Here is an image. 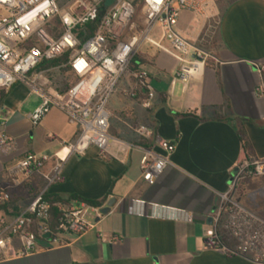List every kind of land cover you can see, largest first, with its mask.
Wrapping results in <instances>:
<instances>
[{
	"label": "crops",
	"instance_id": "1",
	"mask_svg": "<svg viewBox=\"0 0 264 264\" xmlns=\"http://www.w3.org/2000/svg\"><path fill=\"white\" fill-rule=\"evenodd\" d=\"M211 15L219 17L215 60L187 82L173 84L178 63L169 73L159 51L150 45L141 49L138 70L149 75L155 93L151 108H142L145 92L127 75L108 109L118 124L129 126L120 118L127 115L149 134L139 138L136 129L132 139L120 137L137 148L117 159L103 158L95 147L82 156L70 153L79 130L61 111L52 110L33 127L30 116L40 97L23 84L6 92L0 116L14 143L10 148L0 145V188L11 195L0 210V229L1 220L11 223L45 187L40 175L12 174L29 153L61 161L60 181L47 196L102 202L101 210L108 203L113 206L107 215L89 219L94 228L86 234L65 236L67 246L51 248L41 240L31 255L0 264H252L247 257L210 249L208 243L220 227L222 196L231 189L239 164L248 159L241 130L253 159L264 160V0H221ZM203 26L183 12L178 31L201 47ZM161 141L176 149L150 186L142 180L140 161L145 150L165 155ZM54 165H46L43 173L50 174Z\"/></svg>",
	"mask_w": 264,
	"mask_h": 264
},
{
	"label": "built area",
	"instance_id": "2",
	"mask_svg": "<svg viewBox=\"0 0 264 264\" xmlns=\"http://www.w3.org/2000/svg\"><path fill=\"white\" fill-rule=\"evenodd\" d=\"M218 1L71 0L61 8L59 0H0V91L23 84L40 97V106L30 116L33 127L52 110L61 111L70 125L79 128L76 143L68 148L70 153L82 156L95 147L103 158L117 159L137 148L109 133L108 105L122 80L131 75L144 90L143 109H150L155 97L148 73L132 71L141 49L150 45L177 61L173 84L195 78L209 59L215 58L179 33V19L183 12L190 13L204 23V36L214 34L219 22L211 10ZM54 22H58L57 27ZM157 26L171 49L152 38ZM57 73L68 79L64 90L54 82ZM5 125L0 116V145L10 148L14 139L5 133ZM136 133L144 139L149 130L140 126ZM159 147L165 155L145 150L140 161L142 180L150 186L164 173L176 149L168 141H161ZM52 162L53 171L43 173ZM61 170L57 156L53 160L48 155L29 153L12 171L27 178L40 175L45 187L11 223L1 220L0 262L31 255L41 240H48L51 248L67 246L65 236L81 237L94 228L89 219L100 217V208L81 201L52 204L45 199L48 189L60 181ZM261 178L264 160L247 159L239 164L231 189L222 196L220 227L212 233L208 248L264 264V217L247 208L237 195L244 180ZM10 201L11 195L0 188V206Z\"/></svg>",
	"mask_w": 264,
	"mask_h": 264
},
{
	"label": "rangeland",
	"instance_id": "3",
	"mask_svg": "<svg viewBox=\"0 0 264 264\" xmlns=\"http://www.w3.org/2000/svg\"><path fill=\"white\" fill-rule=\"evenodd\" d=\"M71 0H59V4L61 8H64L68 5V3H70ZM91 1H97V0H91ZM215 17V22L218 23L219 22V17L214 16ZM214 21L212 20L211 23H213ZM56 24V22H54ZM205 32H203V34L201 35V42H200V48L202 50H204L205 52L209 53L211 55L212 58H215V55L213 53V48L214 45L216 43V32H214V34H209L208 36H204ZM152 38L158 42L160 45L171 49V44L168 40L164 39L163 37V32L162 29L160 28V26H157L154 29V32L152 33ZM157 50V49H156ZM162 54V59L166 64V69L169 73L173 72L174 69L176 68L177 65V61H175V59H173L172 57H170L169 55L163 53L160 50H157ZM209 61H213V59H209ZM208 61V62H209ZM139 65V63H137ZM264 74V71H263ZM62 76V78H60ZM56 74L54 76V82L59 85L62 86L61 89L64 90L67 86H68V79L66 78L65 75L63 74ZM66 79V80H65ZM262 97H264V91L261 94ZM112 100V99H111ZM111 102V101H110ZM30 105L31 101L28 102ZM27 105V106H28ZM110 105V103H109ZM108 105V107H109ZM109 110V109H108ZM127 115L125 116H120V118L122 119L123 122L127 123V125H120L117 122L116 118H112L110 120V131L109 133L111 134L112 132H114L115 134L118 132L119 133V137L118 139L121 137L122 139H132L134 137V135L132 134L133 131L132 130H136L138 127L135 124V122H132L130 120V118L127 119ZM77 130H79V128H76ZM264 189V178L258 179V180H252L248 182V186H247V192L241 196H239L238 192L237 195L239 197V200L241 203H243L247 208L251 209L252 211H254L256 214L264 217V193H262V190ZM238 190V189H237Z\"/></svg>",
	"mask_w": 264,
	"mask_h": 264
},
{
	"label": "trees",
	"instance_id": "4",
	"mask_svg": "<svg viewBox=\"0 0 264 264\" xmlns=\"http://www.w3.org/2000/svg\"><path fill=\"white\" fill-rule=\"evenodd\" d=\"M107 4H110V1L107 2ZM56 27L58 26V22H56ZM89 27H93L92 25H90ZM137 63H140V61L138 60V58L135 59L134 61V64H133V67H132V71H136L138 70L140 64L138 65ZM263 77H264V74H263ZM6 97V91H0V103L2 102V100ZM240 138H241V141L243 142L244 144V149L246 150L247 152V158L248 160L252 161L254 160L253 159V156H252V151H251V147H250V144L248 143V141L246 140L245 138V133L243 130L240 131ZM252 180H258V179H246L244 180L242 183H240V185L238 186V194L239 196L242 197V195H244L246 192H247V186H248V182L249 181H252ZM45 199L47 201H49L50 203L54 204V203H60V202H64V203H67L71 200H80L81 202H85L87 203L89 206L91 207H95V208H101L102 206V202H97V201H87V200H83V199H80L78 197H71L70 199L68 200H63L61 198H58V197H50V196H45ZM6 207L5 206H0V210L2 209H5ZM56 210H54L53 212V215H54V218L56 219Z\"/></svg>",
	"mask_w": 264,
	"mask_h": 264
},
{
	"label": "water",
	"instance_id": "5",
	"mask_svg": "<svg viewBox=\"0 0 264 264\" xmlns=\"http://www.w3.org/2000/svg\"><path fill=\"white\" fill-rule=\"evenodd\" d=\"M113 206V203H108L102 210H101V215H107L111 208Z\"/></svg>",
	"mask_w": 264,
	"mask_h": 264
}]
</instances>
